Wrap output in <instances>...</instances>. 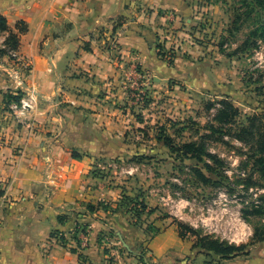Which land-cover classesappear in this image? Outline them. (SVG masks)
Instances as JSON below:
<instances>
[{
  "label": "crops",
  "instance_id": "0c3cea01",
  "mask_svg": "<svg viewBox=\"0 0 264 264\" xmlns=\"http://www.w3.org/2000/svg\"><path fill=\"white\" fill-rule=\"evenodd\" d=\"M199 1L0 0L11 30L19 22L28 27L20 34L21 62L0 63V264H83L80 253L86 264H264V243L223 258L195 247L194 237L182 238L170 217L146 215L157 229L148 231L124 208L119 184L100 171L133 149L126 136L138 106L130 102L128 75L137 67L161 86L183 74L159 55L156 41L169 12L182 28L177 35L186 36L213 6ZM9 93L36 95L26 119L9 109ZM77 222L87 227L80 246L72 238ZM117 232L134 253L118 245Z\"/></svg>",
  "mask_w": 264,
  "mask_h": 264
},
{
  "label": "rangeland",
  "instance_id": "374dc122",
  "mask_svg": "<svg viewBox=\"0 0 264 264\" xmlns=\"http://www.w3.org/2000/svg\"><path fill=\"white\" fill-rule=\"evenodd\" d=\"M198 5L213 6L189 27L188 39L177 35L182 28H175L169 14L156 41L159 55L165 52L168 59L162 58L172 59L183 74L161 86L137 67L128 75L130 102L138 106L137 122L126 136L133 149L104 163L100 171L109 184H119L122 196L133 200L127 205L133 208V222L144 201L156 209V217L168 215L203 236L252 247L264 243L255 237L264 234V176L254 167L262 153L259 138L241 129L249 128L255 116L257 135L264 140V9L253 0H201ZM2 38L0 33V46L5 47ZM222 101L238 111L234 122L216 120ZM161 134L169 135L174 147L201 142L221 163L207 155L204 161L176 159L158 139ZM205 163L216 171L207 170ZM192 168L202 169L211 182L205 183ZM150 220L145 214L138 223L147 222L149 229ZM118 245L123 248L120 240Z\"/></svg>",
  "mask_w": 264,
  "mask_h": 264
},
{
  "label": "trees",
  "instance_id": "16d2710c",
  "mask_svg": "<svg viewBox=\"0 0 264 264\" xmlns=\"http://www.w3.org/2000/svg\"><path fill=\"white\" fill-rule=\"evenodd\" d=\"M254 3L258 6H260L261 9H264V0H253ZM121 24H118L117 27L114 28V32L116 31V29L120 26ZM17 32H14L13 30L10 29L9 24H8V20L6 17H4L3 15H0V33H7V37L4 41V45L5 47L0 46V56H4L6 54H8V50H18L20 47V34H23L27 31L28 27L24 22H19L17 24ZM162 57H165L168 59V56L165 52H162ZM169 64H174V61L172 59L168 60ZM22 97V94H7L6 99H7V105L9 106V104L12 101L15 102H19L20 99ZM222 108L219 110V113L216 116V120L221 122V123H225V124H229L231 122L235 121L234 116L238 113L237 110H235L233 108V106L227 102V101H222ZM211 107V106H210ZM251 122H253L251 124V126L249 128H242L241 131L244 132H248L249 135L253 138V139H257L259 138V149H261V156L255 159V165L254 167L258 168V172L261 173L264 176V140L262 139V134L259 136L257 135L259 129L256 128V124L254 125V120H256V117L254 116L253 118L250 119ZM256 130V132H255ZM165 134V133H164ZM160 141H163V144L165 147H168L170 152L173 154H177L176 159H188V158H195L198 161H204L203 157L204 155H207L211 158V160L214 161V163H216L217 165H219V163H221L220 159L217 158L216 156H214L213 154L210 153H206L205 148L203 147V144L197 143V142H188V143H184L181 146H176L174 147L172 143V138L169 135H163L161 134L160 136H158ZM241 139H245V137L240 136ZM174 156V155H173ZM205 168L211 172L216 171V169L214 168V166H212L209 163H205ZM192 171L195 173L196 176L200 177L205 183L211 182V179L209 177L206 176V174L203 172L202 169L199 168H192ZM128 200V203H127ZM133 200L130 198H127L126 196L123 197V201L122 204L125 207H127V205L132 202ZM104 205V203L99 204V206ZM135 206V204H134ZM104 207H108L107 205H105ZM136 208V207H135ZM136 215L137 217L136 219V223H138V221H140V217L143 215H151L153 213H156V209L155 208H148V205L146 203H144V201L140 202L138 208H136ZM96 210V206L93 204H89L87 206V211L90 214H93ZM131 215H132V210L133 208L126 209ZM169 216H163V218H168ZM67 219V217H61L59 218L60 222H64ZM175 223H177L178 228H179V233L180 236L182 238H187L189 236L194 237L195 238V247H198L199 249L204 250L207 253H213L215 255L221 256L223 258H232L235 257L237 255H240L242 253H246V250L251 247L250 245L246 244H240V245H236V244H232L229 242H225V241H221L219 239L213 238L211 236H203L200 234V232L194 228L191 227L187 224H184L182 222H176V220H174ZM151 227V226H150ZM149 227V229H147L150 232L156 233L157 229L152 226L151 228ZM81 234H85L87 235V227L82 224L81 222H77L72 234V238L74 240L77 241L78 245H81V238L80 235ZM53 236H59L60 237V241L61 244L63 245H67V238L64 237L63 235L59 234V233H53ZM113 235H115L113 233ZM258 237V241H263L264 242V234L262 235V233L260 234V232L255 233V237ZM254 243H252L253 245ZM254 246V245H253ZM73 251L77 252V248L72 249ZM105 253H107V250L105 249ZM80 257L81 259L85 262L87 259L84 257L83 254L80 253ZM138 258L141 260H144V254H139Z\"/></svg>",
  "mask_w": 264,
  "mask_h": 264
},
{
  "label": "built area",
  "instance_id": "2783aa9c",
  "mask_svg": "<svg viewBox=\"0 0 264 264\" xmlns=\"http://www.w3.org/2000/svg\"><path fill=\"white\" fill-rule=\"evenodd\" d=\"M169 14H170L169 17L171 19L176 18V14L174 12L173 13L170 12ZM3 58H10V59H13L17 62H21V58H20L17 50H10L7 55L0 56V63L3 60ZM29 68H30L29 63L27 61H25L24 62V72L25 73L28 72ZM14 78H15L17 87H21L23 85V82H24V76H23V72H20V69L18 71H15ZM138 96H139V99L142 100V102H143V98H142L141 94H137V97ZM36 104H37V98H36V95L34 93H28L26 95L22 94V97H21L19 102L12 101L9 104V109L16 115L17 118L24 120L27 118L29 112H31V110H33V108L36 106ZM80 238H81V244H82L83 240H85V234H81ZM58 241L61 243L60 237L58 238ZM82 263L86 264L84 261Z\"/></svg>",
  "mask_w": 264,
  "mask_h": 264
},
{
  "label": "water",
  "instance_id": "95a60500",
  "mask_svg": "<svg viewBox=\"0 0 264 264\" xmlns=\"http://www.w3.org/2000/svg\"><path fill=\"white\" fill-rule=\"evenodd\" d=\"M117 236H118L120 242L122 243V246H123L128 252H130V253H134L133 248H131V247L129 246V244L125 241V239H124L123 235L121 234V232H117Z\"/></svg>",
  "mask_w": 264,
  "mask_h": 264
}]
</instances>
